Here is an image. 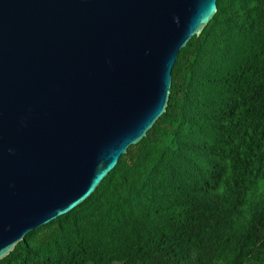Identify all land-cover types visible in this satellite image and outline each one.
I'll return each instance as SVG.
<instances>
[{
  "label": "trees",
  "instance_id": "16d2710c",
  "mask_svg": "<svg viewBox=\"0 0 264 264\" xmlns=\"http://www.w3.org/2000/svg\"><path fill=\"white\" fill-rule=\"evenodd\" d=\"M165 113L0 264H264V0H217Z\"/></svg>",
  "mask_w": 264,
  "mask_h": 264
},
{
  "label": "water",
  "instance_id": "95a60500",
  "mask_svg": "<svg viewBox=\"0 0 264 264\" xmlns=\"http://www.w3.org/2000/svg\"><path fill=\"white\" fill-rule=\"evenodd\" d=\"M216 2L0 0V261L147 135Z\"/></svg>",
  "mask_w": 264,
  "mask_h": 264
}]
</instances>
